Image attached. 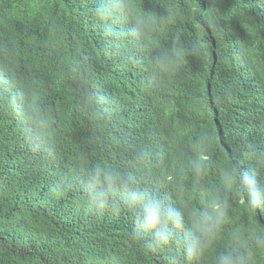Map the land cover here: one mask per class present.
I'll use <instances>...</instances> for the list:
<instances>
[{
    "label": "trees",
    "instance_id": "trees-1",
    "mask_svg": "<svg viewBox=\"0 0 264 264\" xmlns=\"http://www.w3.org/2000/svg\"><path fill=\"white\" fill-rule=\"evenodd\" d=\"M114 3L0 0V264H215L233 233L264 230V205L225 181L264 185V0ZM100 169L167 197L186 228L225 202L221 232L194 259L183 229L148 248Z\"/></svg>",
    "mask_w": 264,
    "mask_h": 264
},
{
    "label": "clouds",
    "instance_id": "clouds-1",
    "mask_svg": "<svg viewBox=\"0 0 264 264\" xmlns=\"http://www.w3.org/2000/svg\"><path fill=\"white\" fill-rule=\"evenodd\" d=\"M120 6L121 0H115L113 7ZM110 11L111 8L107 5L96 10L97 15L102 18H106ZM133 19L134 30L143 29L151 23V18L142 14L134 16ZM176 55L179 58L181 54L177 52ZM157 62L164 64L165 61L158 58ZM92 181L97 185L106 184L112 192L119 191L130 207H137L140 230L148 234L147 247L153 250L165 247L174 235V230L183 229L186 256L189 259L198 258L208 244L216 239L226 220L227 204L213 199L199 216L193 214L192 227L186 228L182 212L169 203L167 197L133 187L135 181L132 176L100 169L93 172ZM225 181L236 185L237 192L241 194L247 191L248 204L252 208L264 205V185H260L251 174L242 171L237 177L236 173L231 171L226 173ZM101 194H106L103 188ZM253 246L264 249V230L256 229L251 240L240 233H233L232 245L217 255L215 264H251Z\"/></svg>",
    "mask_w": 264,
    "mask_h": 264
}]
</instances>
